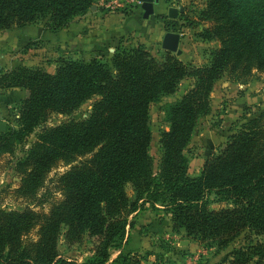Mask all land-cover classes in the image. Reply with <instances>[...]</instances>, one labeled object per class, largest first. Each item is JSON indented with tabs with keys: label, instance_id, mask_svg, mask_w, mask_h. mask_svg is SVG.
Returning <instances> with one entry per match:
<instances>
[{
	"label": "trees",
	"instance_id": "trees-1",
	"mask_svg": "<svg viewBox=\"0 0 264 264\" xmlns=\"http://www.w3.org/2000/svg\"><path fill=\"white\" fill-rule=\"evenodd\" d=\"M93 5L94 0H0V33L35 26L41 18L57 30ZM204 15L211 22L204 36L221 42L204 66L190 68L171 53L160 59L140 44L118 48L110 64L70 59L62 60L54 73L25 66L0 70V88L12 90L6 97L0 94V103L19 105L18 117L8 111L5 118L17 121L20 134L30 133L54 112L70 113L99 97L84 120L40 132L18 162L23 179L17 191L26 199L37 198L60 163L71 167L58 176L62 196L48 213L0 209V264H110L111 248L120 251L114 260L118 264H142L133 255L137 248L130 216L144 210L145 203L159 201L168 203L175 225L188 235L217 242L225 252L221 263L231 258L233 264L264 263V112L206 158L199 176L189 174L184 153L196 123L211 109L210 95L223 73L239 65L264 71V0H209ZM190 77L193 87L167 109L170 129L162 134L157 179L149 107ZM7 135L0 132V168ZM129 183L134 199L126 191ZM208 191H217L232 205L211 209L205 201ZM138 224L161 231L148 216ZM246 232L258 239L231 246ZM62 236L67 244L96 238L95 257L85 263L63 257L58 248Z\"/></svg>",
	"mask_w": 264,
	"mask_h": 264
},
{
	"label": "rangeland",
	"instance_id": "rangeland-1",
	"mask_svg": "<svg viewBox=\"0 0 264 264\" xmlns=\"http://www.w3.org/2000/svg\"><path fill=\"white\" fill-rule=\"evenodd\" d=\"M208 1L151 0L145 7L143 0H129V7L121 12L107 9L94 0L95 7L92 6L85 14L74 17L68 25L57 30L48 27V18H41L35 26L1 32L0 52L7 54L0 70L10 71L25 66L54 73L62 60L70 59H96L110 64L118 48L129 50L140 44L145 45L160 59L171 53L190 68L204 66L210 62L214 50L221 47L219 39L204 36L205 30L211 28V22L204 15ZM161 4L164 8L158 7ZM151 8L152 11L157 9V12L155 15L151 13L154 22L144 29V34L139 31V24L134 16L140 15L142 18ZM170 8L178 9L176 17L169 15ZM165 9L166 11H159ZM77 28L80 30H76ZM168 32L180 36L176 51L163 47L164 36ZM89 33L90 36L86 37ZM30 40L31 45L26 47ZM5 62L7 63L4 64ZM242 66L229 68L215 82L210 95L211 109L196 123L191 140L184 149L185 156L189 159L188 172L193 177L200 175L206 158L218 154L225 147L229 136L264 112V71L254 67L243 69ZM194 82L193 77L184 79L176 92L163 94L150 104V154L153 159V176L157 179L161 174L163 157L162 134L170 129L168 106L179 100L193 87ZM11 92L8 88H0V94L5 97ZM98 98L94 96L70 113H52L28 134L19 133L20 127L14 118H5L8 111L18 117L19 105L15 102L0 103V119L7 122L8 131V143L4 147L0 168V209L11 211L31 208L43 213L50 211L53 203L62 196L56 180L71 164L60 163L49 174L37 198L26 199L17 191L23 179L18 162L26 156L40 132L62 123L84 120L90 116ZM1 142L4 144V141ZM126 191L132 199L135 198L130 183L127 184ZM205 201L211 209L232 205L231 201L217 191L206 192ZM144 208L138 214H131L130 219L134 220L135 227L129 230L130 233L138 232L137 224L145 216L159 222L161 233L152 230L150 225L141 229L140 233L147 237L146 244L133 255L142 264H221L225 252L220 251L219 244L211 240L200 241L196 236L188 235L185 228L175 225L167 202H147ZM257 239L253 233L246 232L236 238L231 246L238 248ZM97 242L96 238L85 236L81 242L67 244L62 236L58 248L63 257L85 263L95 257ZM119 253L116 248L110 249V264H118L114 260ZM232 260L227 259L225 262L232 263ZM249 264H258L257 259Z\"/></svg>",
	"mask_w": 264,
	"mask_h": 264
},
{
	"label": "crops",
	"instance_id": "crops-1",
	"mask_svg": "<svg viewBox=\"0 0 264 264\" xmlns=\"http://www.w3.org/2000/svg\"><path fill=\"white\" fill-rule=\"evenodd\" d=\"M162 6V4L161 5H158V7H161ZM162 8H164L163 6H162ZM159 11H161V12H163V11H166V9L165 10H159ZM155 12H157V9H156V11L154 10V12L152 13V14H154ZM152 14L150 13L149 15H145V13H144V15L143 16H141L142 18H140L139 16L140 15H135L134 16V18H135V20H136V22L139 24V31L141 32V33H144L145 34V31L146 30H144V29H146V28H148L149 26H150V23L151 22H154V20H152ZM155 15V14H154ZM86 26V25H85ZM90 36V33L89 34H87V36L86 37H89ZM85 40H87V38L85 39ZM5 44V43H4ZM6 54L7 53H1L0 52V65H3L2 64V62L4 61V59H5V57H6ZM7 62H5L4 64H6ZM0 120H4V119H0ZM155 221L156 220H154V219H152V222L153 223H155ZM158 221H156V223H157ZM140 225L138 224L137 225V228H138V232H133L132 234H133V236H135V248H137V250H135V252H137L139 249H141L142 248V246H144L145 244H146V239H147V237L142 233H140V231H141V228L139 227ZM140 229V230H139ZM159 233H161V231L159 232ZM216 262H210V263H208V264H215ZM219 264V263H218ZM221 264H232V263H230V262H225V263H221Z\"/></svg>",
	"mask_w": 264,
	"mask_h": 264
},
{
	"label": "water",
	"instance_id": "water-1",
	"mask_svg": "<svg viewBox=\"0 0 264 264\" xmlns=\"http://www.w3.org/2000/svg\"><path fill=\"white\" fill-rule=\"evenodd\" d=\"M143 1H144V6L147 7V5L149 4V1H151V0H143ZM156 2H159V0H156ZM93 7H95V6H93ZM152 12H154V10L152 11V8H151L150 10H147L145 15L147 16ZM169 15L171 17H176L178 15V9L177 8H170L169 9ZM179 41H180L179 34L174 33V32H168L164 36L163 47L167 50L176 51V50H178ZM29 94H30V92L28 91L27 95H29ZM6 130H7V122L4 120H0V132H5Z\"/></svg>",
	"mask_w": 264,
	"mask_h": 264
},
{
	"label": "built area",
	"instance_id": "built-area-1",
	"mask_svg": "<svg viewBox=\"0 0 264 264\" xmlns=\"http://www.w3.org/2000/svg\"><path fill=\"white\" fill-rule=\"evenodd\" d=\"M105 8L123 12L129 7V0H97ZM133 1V0H131Z\"/></svg>",
	"mask_w": 264,
	"mask_h": 264
}]
</instances>
